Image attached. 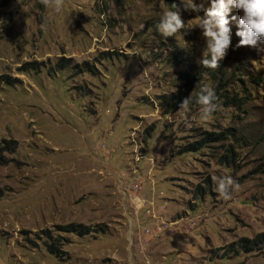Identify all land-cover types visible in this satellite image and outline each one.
<instances>
[{"label": "rangeland", "instance_id": "374dc122", "mask_svg": "<svg viewBox=\"0 0 264 264\" xmlns=\"http://www.w3.org/2000/svg\"><path fill=\"white\" fill-rule=\"evenodd\" d=\"M194 2L197 12L180 0H62L56 12L42 0H0V74L18 77L0 85V148L16 143L0 149V264H264V241L228 250L264 233V42L237 46L229 20L226 53L205 68L204 37L188 26L208 0ZM170 9L185 28L163 37L155 26ZM61 56L71 58L63 69ZM221 76L241 79L248 99L216 97L201 119L192 98L202 84L215 93ZM176 92L191 97L188 110L164 113L160 96ZM205 132L226 136L181 153ZM223 176L234 182L227 199L216 191ZM69 222L107 230H53ZM45 229L62 236L63 259L46 250Z\"/></svg>", "mask_w": 264, "mask_h": 264}, {"label": "clouds", "instance_id": "9594fccd", "mask_svg": "<svg viewBox=\"0 0 264 264\" xmlns=\"http://www.w3.org/2000/svg\"><path fill=\"white\" fill-rule=\"evenodd\" d=\"M42 2L46 6L53 7L56 12L61 10L62 0H54V6L49 5L48 0H42ZM180 3L185 10L193 12L203 7L202 3H195L194 0H180ZM232 8L239 10V16L228 15ZM199 17L197 23L188 27H198L204 37L205 46L198 60V63L204 67L215 68L224 57L230 44L229 20L236 24L235 35L240 38L237 46H255L258 41L264 42V0H208V7L204 8L203 16ZM44 27L45 23H41V30ZM155 27L161 36L168 37L185 28V24L179 11L170 9L163 12ZM190 99V96L184 97L179 107L187 111ZM215 100L216 96L212 87L208 84L200 85L196 93V103L201 106V119H207L214 112L217 107ZM233 183L228 176L220 177L216 182V191L221 197L227 199L229 186Z\"/></svg>", "mask_w": 264, "mask_h": 264}, {"label": "trees", "instance_id": "16d2710c", "mask_svg": "<svg viewBox=\"0 0 264 264\" xmlns=\"http://www.w3.org/2000/svg\"><path fill=\"white\" fill-rule=\"evenodd\" d=\"M61 57L62 58L60 62L58 63L57 67L61 69L68 67L69 63H67V61H69L71 58H66L64 56H61ZM84 65L87 66V69H92V67H90L87 62H84ZM19 69L26 70L25 67L24 68L21 67ZM209 69H212V68H209ZM212 73L215 76L217 71L212 70ZM185 75L189 82H192L196 77V74L192 73V71L191 73L186 72ZM261 78H262L261 76H255L252 79L249 77L248 80L249 81L254 80L256 83H258L261 81ZM17 79L18 77L12 76L10 74H0V85L2 83L11 85L12 83L16 82ZM240 80L241 79L238 80L237 78H228L227 82L226 81L223 82V77L221 76L219 82L216 85V91H215L216 97H218L217 101H222L223 103H229L230 105L240 107L244 103V100L248 99V92L246 89H249L248 86L246 88V86H244L243 82ZM235 86L239 87V89L235 88ZM240 92H242L241 96H239V94H241ZM160 99H161L160 104H161V107L163 108L164 113H169V111H172L173 109H177L179 107L180 101L182 100V98H180V95L177 92L173 94L172 93L163 94L160 96ZM192 99L193 101H196V96H193ZM225 136L226 134L224 133H218L214 135L213 133L205 132V136L201 140H196L192 143H189L188 145L183 146V148L181 149V153L197 151L201 149L202 147L206 146L207 143L211 141L222 140ZM0 149L2 151L8 150L10 152H14L16 150L15 140L13 139L5 140V144L2 145V148ZM225 158L227 162H230V159H234L231 148H228L227 153L225 154ZM0 163L2 164L8 163V159L3 155L2 152H0ZM223 163L225 164L226 162L223 161ZM197 190H202L201 186H198ZM199 195L201 196V192H198V196ZM106 228L107 226L105 223L96 224V227H94V226H91L90 224H85L82 222H69L66 224H55L53 226V230L58 233L60 232L75 233L80 236L88 235L92 232L105 233L107 230ZM43 234L46 237V239L44 240L46 250L56 255L57 257L63 259L66 255V251L62 247V244H63L62 236L53 235V232L51 231V229H45L43 231ZM263 241H264V233H259L256 236V238H254L252 243H250L251 241H249V239L242 238L237 242L231 243L228 247V250L229 249L232 251L233 250H237V251L252 250L256 247L258 243H261Z\"/></svg>", "mask_w": 264, "mask_h": 264}, {"label": "built area", "instance_id": "2783aa9c", "mask_svg": "<svg viewBox=\"0 0 264 264\" xmlns=\"http://www.w3.org/2000/svg\"><path fill=\"white\" fill-rule=\"evenodd\" d=\"M129 184H132V185H134V186H136V187H138V185H136L137 183H136V181H133L132 183H128V185ZM138 198H139V196L138 195H135L134 196V199L136 200H138ZM160 226L161 225H159L157 228H155V229H152L151 231L153 232V233H157V232H161V228H160ZM191 226V224L190 223H187V225H184V224H181V225H176L174 228L173 227H171V228H167V227H165V229H168V230H166V231H175L176 229H180V230H186V229H188L187 227H190ZM147 232H151L149 229H147L146 230Z\"/></svg>", "mask_w": 264, "mask_h": 264}]
</instances>
